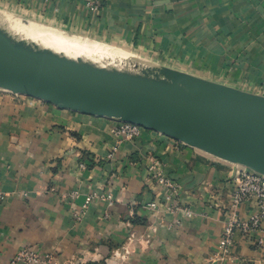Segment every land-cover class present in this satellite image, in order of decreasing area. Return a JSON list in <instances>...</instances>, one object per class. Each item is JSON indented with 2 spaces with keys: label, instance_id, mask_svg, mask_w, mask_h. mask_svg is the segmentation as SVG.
<instances>
[{
  "label": "crops",
  "instance_id": "1",
  "mask_svg": "<svg viewBox=\"0 0 264 264\" xmlns=\"http://www.w3.org/2000/svg\"><path fill=\"white\" fill-rule=\"evenodd\" d=\"M93 1L94 10L88 0H0V9L264 96V0ZM6 106L0 111V264L25 246L51 254L53 264H205L229 217L247 219L255 210L254 200L231 208L232 167L169 136L144 129L126 140L106 118L29 100ZM150 158L180 184L179 202L193 217L163 210V192L147 170ZM94 192L112 194L114 204L98 197L85 207ZM151 201L157 211L147 207ZM125 245L126 258L114 257ZM225 264H264V246L237 230Z\"/></svg>",
  "mask_w": 264,
  "mask_h": 264
},
{
  "label": "water",
  "instance_id": "2",
  "mask_svg": "<svg viewBox=\"0 0 264 264\" xmlns=\"http://www.w3.org/2000/svg\"><path fill=\"white\" fill-rule=\"evenodd\" d=\"M0 89L134 123L264 175L263 95L146 61L131 70L81 66L2 39Z\"/></svg>",
  "mask_w": 264,
  "mask_h": 264
},
{
  "label": "built area",
  "instance_id": "3",
  "mask_svg": "<svg viewBox=\"0 0 264 264\" xmlns=\"http://www.w3.org/2000/svg\"><path fill=\"white\" fill-rule=\"evenodd\" d=\"M87 5L93 10L97 7L93 0H88ZM144 129L142 126L130 122H119L111 128L115 135L126 140H133L140 137ZM81 167L84 168L85 164L81 163ZM147 170L159 190L163 192V210L171 214L180 213L188 218L193 217L194 212L179 202L180 184L164 172L161 162L156 158H150ZM232 181L234 188L232 191L231 208L235 210L239 205L248 200H254L256 207L247 219H240L233 214L227 220L220 243V255L223 260L229 259L231 255V245L234 242V234L237 230L248 235L256 246H264V175L246 169H238L234 173ZM78 194V191H74L71 196L76 197ZM98 197L108 199L109 205L111 206L114 204L112 194H98L94 192L87 198L85 207L90 201ZM4 198L5 193L0 189V199ZM147 207L155 211L159 209V205L155 201L148 202ZM82 215V211L76 213L78 218H81ZM174 223L179 225L181 221L176 219ZM150 228L154 232L157 230L155 226H151ZM150 237L151 233L148 232L146 234V240L149 241ZM129 253L130 249L125 245L122 246L121 250H114L113 255L118 258H126ZM52 260L51 254L42 252L35 247L25 246L15 253L9 264H53Z\"/></svg>",
  "mask_w": 264,
  "mask_h": 264
},
{
  "label": "bare ground",
  "instance_id": "4",
  "mask_svg": "<svg viewBox=\"0 0 264 264\" xmlns=\"http://www.w3.org/2000/svg\"><path fill=\"white\" fill-rule=\"evenodd\" d=\"M16 17L19 16L0 10V39L10 44L57 60L92 68L131 70L136 65V60L126 56L123 51L121 53L120 49L107 44L105 45L109 48H104L97 41L49 29L36 21L15 19Z\"/></svg>",
  "mask_w": 264,
  "mask_h": 264
},
{
  "label": "rangeland",
  "instance_id": "5",
  "mask_svg": "<svg viewBox=\"0 0 264 264\" xmlns=\"http://www.w3.org/2000/svg\"><path fill=\"white\" fill-rule=\"evenodd\" d=\"M2 12H5V13H8V14H11L13 12H10V11H6V10H3V9H0ZM15 15L19 16V17H16L15 19H26L27 21L31 22L33 21V19H30V18H27V17H24L18 13H14ZM21 17V18H20ZM38 23V22H37ZM100 43V42H99ZM101 45L104 47V48H109L107 47L105 44L101 43ZM114 51V50H113ZM126 53L128 57H131V58H134L137 62H143L139 57L135 56L134 55V52H131L129 50H121V53ZM29 100V102H32V105L33 106H44L45 104H51L49 102H46L42 99H39V98H35V97H31V96H27V95H24V94H13L12 92L10 91H6V90H3V89H0V111L5 109L8 104V102H18V103H23L24 104ZM31 104V103H30ZM54 105V104H52ZM55 106V105H54ZM57 107V106H56ZM58 108V107H57ZM65 110H68V109H65ZM69 111H72V110H69ZM72 112H76V111H72ZM94 116V115H92ZM99 117V116H97ZM102 118H106V117H102ZM106 119H109L111 121H115L116 123H114L115 125L117 123H119L118 120H115L113 118H106ZM214 158H216V160H218L219 162L223 163V164H226L228 165V167H232V169L234 170V173L238 170V169H242L240 165H234L233 163H230L228 161H225L223 159H219L215 156H212ZM223 236L221 237V239L219 240V244H218V250L215 252L214 256H212L208 261L207 263L205 264H225V261L226 259H221V255H220V243H221V240H222ZM260 248H263V247H260ZM103 262V261H102ZM71 264H75V262L71 263Z\"/></svg>",
  "mask_w": 264,
  "mask_h": 264
}]
</instances>
